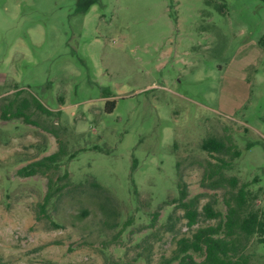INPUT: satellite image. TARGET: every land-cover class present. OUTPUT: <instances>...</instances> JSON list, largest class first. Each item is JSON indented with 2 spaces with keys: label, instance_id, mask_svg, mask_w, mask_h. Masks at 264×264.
I'll list each match as a JSON object with an SVG mask.
<instances>
[{
  "label": "rangeland",
  "instance_id": "rangeland-1",
  "mask_svg": "<svg viewBox=\"0 0 264 264\" xmlns=\"http://www.w3.org/2000/svg\"><path fill=\"white\" fill-rule=\"evenodd\" d=\"M13 99L52 115L0 119V264L163 263L217 223L187 226L177 172L199 211L226 212L225 189L202 179L209 136L239 151L224 174L264 213V0H0V106ZM60 146L58 171L18 176ZM65 171L78 191L38 213ZM246 251L264 264L257 236Z\"/></svg>",
  "mask_w": 264,
  "mask_h": 264
},
{
  "label": "trees",
  "instance_id": "trees-1",
  "mask_svg": "<svg viewBox=\"0 0 264 264\" xmlns=\"http://www.w3.org/2000/svg\"><path fill=\"white\" fill-rule=\"evenodd\" d=\"M20 93L21 91L15 92L17 97ZM106 105L110 106L108 111H111L114 102H107ZM31 107L41 113L52 115V112L44 108L36 99L19 101L13 99L0 106V119L6 121L22 119L23 122L28 123V116L25 112ZM200 147L217 161L213 164L207 163L208 168L205 169L202 179L208 180V186L212 190L225 189L223 202L226 212L223 215L216 211L214 201L206 202L199 211V201L202 195L198 194L188 199L187 187L182 182L180 172H177L178 197L176 203L177 207L183 210L182 218L187 219V226H194L201 217L206 220H216L217 223L197 228L189 237L178 239L172 255L160 264H254L246 250L251 239L256 236L257 242L264 245V213L254 208L253 204L257 197L248 190L249 183H240L238 178L227 177L224 174V170L230 167L225 157L238 158L240 153L237 150L232 152V147L226 140L213 136L203 139ZM65 154L64 147L60 146L57 152L27 164L20 168L17 174L19 177L28 178L38 174L45 176L51 170L58 171L61 158ZM68 178L67 171L57 176L55 180L48 178L43 201L37 205L38 213L45 214L50 201L57 195H61L63 190L69 186H72L74 191H78L75 186L71 185ZM90 186L108 201V192L102 189L96 181L91 180ZM93 194L96 195L94 192ZM158 214V211L153 213V222ZM46 219L49 221L50 217L47 215ZM51 224L54 229L59 228L57 224ZM193 254L199 256L201 260L197 261Z\"/></svg>",
  "mask_w": 264,
  "mask_h": 264
}]
</instances>
